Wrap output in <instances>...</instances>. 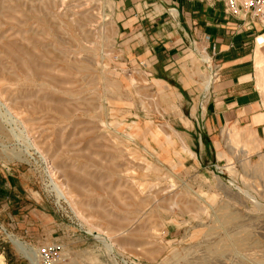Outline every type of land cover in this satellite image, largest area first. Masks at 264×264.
Wrapping results in <instances>:
<instances>
[{"label": "rangeland", "instance_id": "obj_1", "mask_svg": "<svg viewBox=\"0 0 264 264\" xmlns=\"http://www.w3.org/2000/svg\"><path fill=\"white\" fill-rule=\"evenodd\" d=\"M117 26L113 0H0V264H31L10 236L57 264H264V165L196 173L191 98L129 71Z\"/></svg>", "mask_w": 264, "mask_h": 264}, {"label": "crops", "instance_id": "obj_2", "mask_svg": "<svg viewBox=\"0 0 264 264\" xmlns=\"http://www.w3.org/2000/svg\"><path fill=\"white\" fill-rule=\"evenodd\" d=\"M113 2L124 65L161 95L191 98L177 137L196 173L264 165V18L233 17L208 0ZM208 58L218 69L213 83Z\"/></svg>", "mask_w": 264, "mask_h": 264}, {"label": "built area", "instance_id": "obj_3", "mask_svg": "<svg viewBox=\"0 0 264 264\" xmlns=\"http://www.w3.org/2000/svg\"><path fill=\"white\" fill-rule=\"evenodd\" d=\"M222 2L226 13L237 17L241 13L252 12L257 19L264 18V0H208ZM207 68L210 72L211 83L218 78V69L212 63L211 59L206 60ZM38 260L40 264H57L62 259V246L58 243L48 244L38 249Z\"/></svg>", "mask_w": 264, "mask_h": 264}, {"label": "bare ground", "instance_id": "obj_4", "mask_svg": "<svg viewBox=\"0 0 264 264\" xmlns=\"http://www.w3.org/2000/svg\"><path fill=\"white\" fill-rule=\"evenodd\" d=\"M44 16V15H43ZM44 18V17H43ZM44 19H46V18H44ZM46 22V21H45ZM207 57V56H206ZM204 62H206V60L204 61ZM59 195L61 196V197H63L65 200H68V197H67V194H65L64 193V191H62V190H59ZM227 220H230L231 219V217L230 216H226L225 217ZM10 238V242H11V244L13 245V247L15 248V250L18 252V253H20L21 255H23L28 261H30V263L31 264H40L39 263V260L37 261L36 259H35V256H34V253H33V251H31V249H29V248H27V246H25L23 243H21L19 240H17V239H15V238H13V237H9ZM237 244V246H240V247H242V245H243V241H235ZM110 243V242H109ZM110 245H112V243L110 244ZM109 247V246H108ZM111 247V246H110ZM112 249V248H111Z\"/></svg>", "mask_w": 264, "mask_h": 264}, {"label": "trees", "instance_id": "obj_5", "mask_svg": "<svg viewBox=\"0 0 264 264\" xmlns=\"http://www.w3.org/2000/svg\"><path fill=\"white\" fill-rule=\"evenodd\" d=\"M4 184V181L0 180V187ZM2 194V192H0ZM8 264H14L13 260L7 255Z\"/></svg>", "mask_w": 264, "mask_h": 264}]
</instances>
